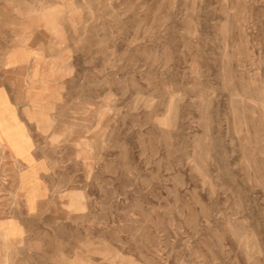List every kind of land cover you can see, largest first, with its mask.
Instances as JSON below:
<instances>
[{"label":"rangeland","instance_id":"obj_1","mask_svg":"<svg viewBox=\"0 0 264 264\" xmlns=\"http://www.w3.org/2000/svg\"><path fill=\"white\" fill-rule=\"evenodd\" d=\"M3 91L0 264H264V0H0Z\"/></svg>","mask_w":264,"mask_h":264},{"label":"crops","instance_id":"obj_2","mask_svg":"<svg viewBox=\"0 0 264 264\" xmlns=\"http://www.w3.org/2000/svg\"><path fill=\"white\" fill-rule=\"evenodd\" d=\"M23 52L24 53L11 54L6 64H9L10 59L14 61L20 59L21 61L27 60L29 55L26 53L27 51ZM3 96L1 103V110L3 113L2 120L10 121L11 124L0 130V148L7 149L8 153L12 154L17 159V162L25 163L27 159L26 155L31 154V156L34 157V152L37 147L35 137L32 134L33 130L29 127V120L22 116L20 110L18 111L17 104L12 100L9 94L3 91ZM28 114L32 116L31 111H28ZM0 231L3 230L0 229Z\"/></svg>","mask_w":264,"mask_h":264}]
</instances>
